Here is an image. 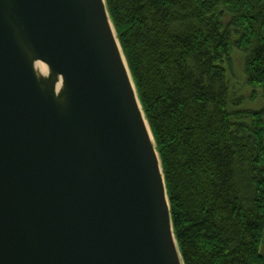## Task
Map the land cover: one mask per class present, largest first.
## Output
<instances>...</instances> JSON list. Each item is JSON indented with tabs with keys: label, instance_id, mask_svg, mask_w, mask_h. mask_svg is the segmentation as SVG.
I'll return each mask as SVG.
<instances>
[{
	"label": "water",
	"instance_id": "95a60500",
	"mask_svg": "<svg viewBox=\"0 0 264 264\" xmlns=\"http://www.w3.org/2000/svg\"><path fill=\"white\" fill-rule=\"evenodd\" d=\"M0 264H183L105 0H0Z\"/></svg>",
	"mask_w": 264,
	"mask_h": 264
},
{
	"label": "trees",
	"instance_id": "16d2710c",
	"mask_svg": "<svg viewBox=\"0 0 264 264\" xmlns=\"http://www.w3.org/2000/svg\"><path fill=\"white\" fill-rule=\"evenodd\" d=\"M161 162L183 264H264V0H105ZM241 60V58H240Z\"/></svg>",
	"mask_w": 264,
	"mask_h": 264
},
{
	"label": "rangeland",
	"instance_id": "374dc122",
	"mask_svg": "<svg viewBox=\"0 0 264 264\" xmlns=\"http://www.w3.org/2000/svg\"><path fill=\"white\" fill-rule=\"evenodd\" d=\"M241 58V60H240ZM233 74L227 71V78L231 84L232 92L237 93V95L242 99L241 108L250 109L253 111L261 110L264 108V95L257 89L252 90L250 86L245 82V72L243 71V60L240 56L239 51L233 53ZM43 66V65H42Z\"/></svg>",
	"mask_w": 264,
	"mask_h": 264
},
{
	"label": "bare ground",
	"instance_id": "6f19581e",
	"mask_svg": "<svg viewBox=\"0 0 264 264\" xmlns=\"http://www.w3.org/2000/svg\"><path fill=\"white\" fill-rule=\"evenodd\" d=\"M38 67L41 69L42 73H46V68L44 65L42 66V64H38Z\"/></svg>",
	"mask_w": 264,
	"mask_h": 264
}]
</instances>
